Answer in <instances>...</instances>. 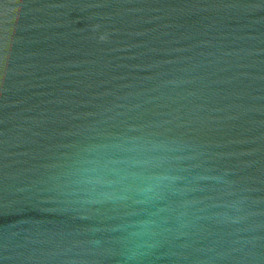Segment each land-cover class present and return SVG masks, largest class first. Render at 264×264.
I'll return each instance as SVG.
<instances>
[{
  "label": "water",
  "instance_id": "water-1",
  "mask_svg": "<svg viewBox=\"0 0 264 264\" xmlns=\"http://www.w3.org/2000/svg\"><path fill=\"white\" fill-rule=\"evenodd\" d=\"M0 264H264V0H0Z\"/></svg>",
  "mask_w": 264,
  "mask_h": 264
}]
</instances>
